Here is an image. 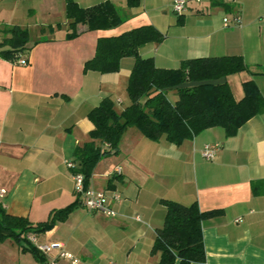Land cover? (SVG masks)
Wrapping results in <instances>:
<instances>
[{"label":"crops","instance_id":"obj_1","mask_svg":"<svg viewBox=\"0 0 264 264\" xmlns=\"http://www.w3.org/2000/svg\"><path fill=\"white\" fill-rule=\"evenodd\" d=\"M74 1L82 8L110 1L124 21L109 30L78 25L79 35L68 40L65 0H33L24 10L17 5L22 0H12L6 20H0V42L15 26L28 33L16 59L0 56V190L5 191L0 203L9 215L32 225L76 200L66 163L91 141L89 111L103 98L113 102L117 113L130 104L126 87L134 58H123L116 73L84 72L99 38L151 25L164 39L142 46L138 54L162 69H176L183 60L240 56L248 70L226 78L233 98H243L242 85L250 80L264 97V0H217V6L211 0H186L181 16L173 11L175 0H140L137 7H129L127 0ZM237 15L241 26L225 28L223 19ZM30 17L34 24L27 22ZM20 59L26 65H19ZM215 144L220 149L206 161L203 147ZM118 154L102 158L88 184L109 197L112 192L121 196L119 202L108 201L115 217L78 207L51 230L31 234L38 243L62 244L76 264H157L158 255L150 250L165 216L160 201L196 202L203 212L222 210L202 224V264H264V113L233 137L213 128L179 146L164 138L147 140L130 127ZM117 168L121 173L115 175ZM0 264L38 263L6 239L0 242ZM58 264L70 262L60 259Z\"/></svg>","mask_w":264,"mask_h":264},{"label":"trees","instance_id":"obj_2","mask_svg":"<svg viewBox=\"0 0 264 264\" xmlns=\"http://www.w3.org/2000/svg\"><path fill=\"white\" fill-rule=\"evenodd\" d=\"M140 0H127L137 7ZM69 21L68 40L79 35L78 25L87 31L109 30L120 26L124 18L118 8L105 1L88 8L74 0H65ZM217 6V0H211ZM9 38L0 42L8 50L0 56L14 60L27 43L28 33L17 26L10 28ZM164 35L155 27L141 26L118 36L99 38L95 54L85 62L84 72L111 74L119 71L123 58H134L126 92L130 104L117 113L109 98H103L87 117L94 128L90 142L77 148L74 154V174H81L85 187L95 165L104 157L117 155L123 133L133 127L147 140L164 138L179 146L201 132L220 128L225 137H233L254 116L264 113V97L253 80L243 83L244 96L236 101L226 78L248 67L240 56L196 58L183 60L176 69L157 68L152 58L139 56V49L151 43H161ZM171 94V100L169 98ZM175 95V100H172ZM254 190V188H253ZM165 208L163 224L155 231L150 250L158 255L157 264H202L205 262L202 224L222 215V210L203 212L196 202L188 206L170 200L160 201ZM82 207L79 196L63 209L54 210L46 222L32 225L22 217L9 215L0 203V242L13 240L22 252L30 253L38 264H45L43 255L28 240V235L43 234L56 223L63 222L76 208Z\"/></svg>","mask_w":264,"mask_h":264},{"label":"built area","instance_id":"obj_3","mask_svg":"<svg viewBox=\"0 0 264 264\" xmlns=\"http://www.w3.org/2000/svg\"><path fill=\"white\" fill-rule=\"evenodd\" d=\"M199 2V0H194ZM173 11L175 14L181 16L187 11V2L186 0H175L173 3ZM241 17L234 16L233 18H224L223 25L224 27L228 28L231 26L240 27L241 26ZM19 65H26V61L24 59L19 60ZM220 149L218 144L215 145H205L202 149V157L206 161H212ZM67 168L71 171L75 169V165L72 162L66 163ZM121 169L117 168L114 171V174H120ZM73 180V192L76 196L80 197L82 206L89 212L99 213L105 215L107 217H115V212L109 207L108 201L109 198L112 201L119 202L121 200V196L116 193H110V197L107 195L106 192H96L90 188H86L84 184V178L81 174H74L71 175ZM5 195L4 190H0V199ZM28 240L36 247V249L43 255L45 259V264H58L59 260H66L70 262V264H76L78 261L77 259L68 253L64 248L63 245L58 242L42 244L38 243L35 238L31 235H28ZM56 251L57 256L53 257L52 253Z\"/></svg>","mask_w":264,"mask_h":264},{"label":"rangeland","instance_id":"obj_4","mask_svg":"<svg viewBox=\"0 0 264 264\" xmlns=\"http://www.w3.org/2000/svg\"><path fill=\"white\" fill-rule=\"evenodd\" d=\"M12 0H0V20H6V16L8 15V9H11ZM33 0H22V2H17V5H19L21 8L20 10L29 9L33 6ZM18 7V6H17ZM28 19V18H27ZM34 17H30V19L27 21L29 24H34ZM37 22V21H36ZM32 34H34L32 32ZM169 98L171 100V94H169ZM121 154V153H120ZM120 154H117L118 156ZM115 155V156H117ZM109 157V156H107Z\"/></svg>","mask_w":264,"mask_h":264}]
</instances>
